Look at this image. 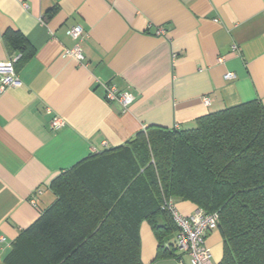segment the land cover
Wrapping results in <instances>:
<instances>
[{"label": "crops", "instance_id": "obj_1", "mask_svg": "<svg viewBox=\"0 0 264 264\" xmlns=\"http://www.w3.org/2000/svg\"><path fill=\"white\" fill-rule=\"evenodd\" d=\"M76 24L82 60L68 54ZM8 31L23 34L32 54L15 64L21 85L0 92V264H20L7 257L55 201L50 184L62 171L149 125L191 128L227 107L264 106V0H0V62L21 54ZM108 85L134 102L123 109L108 100ZM176 205L187 215L199 209ZM140 235L144 264H191L180 249L157 259L148 222ZM206 244L219 264V229Z\"/></svg>", "mask_w": 264, "mask_h": 264}, {"label": "trees", "instance_id": "obj_2", "mask_svg": "<svg viewBox=\"0 0 264 264\" xmlns=\"http://www.w3.org/2000/svg\"><path fill=\"white\" fill-rule=\"evenodd\" d=\"M6 38L21 53L17 61L32 54L23 34L8 31ZM50 187L55 201L23 230L7 259L144 264V221L158 239L157 259L178 257L172 239L180 230L165 206L173 199L218 214L219 264H264V106L252 100L227 107L191 128L149 125L62 171Z\"/></svg>", "mask_w": 264, "mask_h": 264}, {"label": "built area", "instance_id": "obj_3", "mask_svg": "<svg viewBox=\"0 0 264 264\" xmlns=\"http://www.w3.org/2000/svg\"><path fill=\"white\" fill-rule=\"evenodd\" d=\"M68 34L78 41L68 54L82 60L84 56L80 41L85 36L83 27L79 24L73 25L68 29ZM19 57L20 54H16L7 61L0 62V92L5 91L10 86L21 85L22 82L15 69V63ZM225 77L233 79L235 74L228 72ZM106 98L117 102L121 108L127 109L134 102L135 95L132 92L118 91L114 85H108ZM206 102L209 103L210 99H206ZM54 124L60 126L63 124V120H55ZM175 127L179 126L176 125ZM38 192L41 190L39 189ZM165 206L172 212L180 230L176 238L177 247L190 256L191 264H212V254L206 244V238L210 231L217 228L218 214H208L197 209L194 213L187 215L177 208L173 199L167 200Z\"/></svg>", "mask_w": 264, "mask_h": 264}]
</instances>
